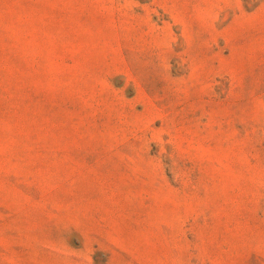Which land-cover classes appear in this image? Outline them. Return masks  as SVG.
Segmentation results:
<instances>
[{
  "label": "rangeland",
  "instance_id": "obj_1",
  "mask_svg": "<svg viewBox=\"0 0 264 264\" xmlns=\"http://www.w3.org/2000/svg\"><path fill=\"white\" fill-rule=\"evenodd\" d=\"M0 264H264V0H0Z\"/></svg>",
  "mask_w": 264,
  "mask_h": 264
}]
</instances>
